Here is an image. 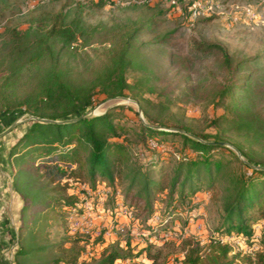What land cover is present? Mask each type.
Listing matches in <instances>:
<instances>
[{
	"label": "rangeland",
	"instance_id": "374dc122",
	"mask_svg": "<svg viewBox=\"0 0 264 264\" xmlns=\"http://www.w3.org/2000/svg\"><path fill=\"white\" fill-rule=\"evenodd\" d=\"M11 2L9 11L0 17V132L17 120L21 122L0 136L12 141L7 150L8 158L9 148L26 130L35 106L48 110L46 112H61L71 108L76 97L89 93L91 106L87 112L90 115L108 114L116 133L112 135L106 130L102 133L108 140L125 145L127 164L142 163L158 154L165 157L160 164L165 186L173 175L178 157L193 152L183 144L180 136L155 134L162 139L157 142L150 137L151 133L142 130L144 123L164 131L186 128L188 133L204 135L209 140L217 138L231 146L237 144L250 158L264 163V0H214L212 11L194 15L187 4L181 3L176 8L164 0ZM59 11L66 20L79 17L87 28L85 34L62 50H59L61 45H54L52 57L44 53L38 61L27 64L14 79L7 81L3 74L6 61L2 49L9 31L16 30L32 39V33L41 34L49 25L51 16ZM126 34L134 36L130 44L135 50L136 63L124 71V96L108 97V91L114 90L112 54L119 50ZM198 42L222 46L232 58V70L223 66L216 49L197 48ZM55 75L69 90L70 96H60L52 102L44 95L49 86L57 84ZM151 140L159 147H151ZM211 154L214 160L229 158L228 151L221 148L212 150ZM11 162L13 168L30 166L33 170L27 169L28 173L44 175V163L40 164V161ZM38 162L39 165L35 166ZM226 172L248 171L238 162L227 164L213 181L212 188L208 182L203 185V189L210 188L209 192L202 190L197 194V199L203 198V202L189 214V220L192 214L194 220L188 221L185 232L167 238L157 236L152 253L161 249L166 255V264H180L186 238L194 236L201 244L210 240L211 229L220 218L219 198L226 185L223 177ZM151 176L157 179L159 175L152 173ZM67 183L69 192L82 198L83 210L90 212L94 222L92 231H73L68 218H51L42 228V243L57 245L34 259L21 260L22 264H69L66 259L76 253L81 255L76 264L96 262L118 237L115 233L105 235L113 223L104 207L114 205L116 196L120 203L124 200L138 206L137 213L133 214V217L138 215V220H145L149 212L143 203L134 199V193L126 195L128 180L121 182L117 179L110 187L100 181L96 191L85 180L75 183L68 179ZM95 192L99 197L94 195ZM169 201L165 188L156 195L153 205L160 211ZM261 213L264 215V207ZM121 221L124 217L118 216L117 224ZM180 223L183 225L182 220ZM263 224L264 219L254 228L258 231ZM101 232H104L103 242L86 243L85 240L101 238ZM120 234L124 246L140 250L133 245L134 237L126 227ZM75 237L85 239L79 241ZM229 243L235 254L233 264H257L261 261L259 256H264L263 242L250 244L230 237ZM56 258L60 259L53 262ZM1 260L0 264H12L7 258ZM149 263L150 259L142 254L115 264ZM203 264H212L208 256Z\"/></svg>",
	"mask_w": 264,
	"mask_h": 264
},
{
	"label": "trees",
	"instance_id": "16d2710c",
	"mask_svg": "<svg viewBox=\"0 0 264 264\" xmlns=\"http://www.w3.org/2000/svg\"><path fill=\"white\" fill-rule=\"evenodd\" d=\"M11 6V0H0V17L9 11ZM86 29L79 17L66 20L62 11H59L51 16L49 25L44 27L41 34L32 33V39L21 32L10 30L2 49L6 61L3 74L7 76V81L14 79L15 75L27 64L38 61L44 53L52 57L54 45H61L59 50L70 46L79 36L85 34ZM132 38L134 36L126 34L119 50L112 54L114 90L108 91V97L124 96V71L136 63L134 62L135 50L130 44ZM196 47L216 49L220 54L223 66L229 71L232 70V58L219 44L198 42ZM54 77L57 84L49 86L44 95L52 102L58 100L57 97L70 96L69 90L57 80L58 76ZM90 106L91 96L89 93L76 97L73 106L61 112L55 110L46 112L48 110L35 106L31 116L40 119L68 121L42 122L31 118L26 130L9 148V158L15 160L16 163L20 164L23 160L30 159L40 161V164L44 163L42 166L44 175L35 176L36 174L28 173L27 169L31 171L33 169L30 166L21 165L13 168L11 172L13 186L22 201L12 264H22L21 260L34 259L46 254L57 245L42 243L44 241L41 237L42 228L46 225L47 220L60 216L66 219L71 215H82L85 212L82 207V198L69 192L68 179H72L75 183L85 180L95 191L97 183L100 181L110 187L117 179H120L121 182L128 180L126 195L134 193V199L149 209L145 220H138V215H135L132 220H138L140 226L149 228L151 235L155 236L153 242L134 251L132 246H124L121 234L117 233L118 237L112 247L93 264H115L117 261L133 260L142 254L150 259L149 264H166V255L162 254L161 249L152 253V245L156 242L157 236L163 238L164 233L177 234L180 232L182 234L185 232L189 214L198 209L197 204L203 202V198L197 199V194L202 190L209 192L210 188L203 189L205 182H208V186L212 188L217 175L231 162H238L248 172L224 173L226 185L222 188L219 198V222L211 229L210 240L206 244H201L200 240L194 236L183 240V256L180 264H203L207 256L212 264H233L235 254L231 244L223 241L226 238L235 237L250 244L264 243V224L258 231L254 228L255 224L262 223L264 219V215L260 214L264 207V163L256 162L250 158L245 150L237 144H233V147L239 151L241 158L231 147L214 143L222 141L217 138L209 140L204 135H195L205 141L201 142L184 133L157 130L144 124L142 130L151 133L150 137L157 142H161L162 139L155 134L180 136L183 144L193 152L178 157L173 175L170 177L168 185L165 186L164 179H162L163 172L160 170V164L163 163L165 157L158 154L149 157L142 163L127 164L128 152L125 145L121 142L108 140L102 133L105 130L112 135L116 133L108 119V114H87V108ZM184 131L188 130L185 128ZM217 148L227 150L229 158L214 160L211 152ZM25 153L27 156L24 155ZM61 163L66 166H61ZM38 165L39 162L35 163V166ZM152 173L158 174V178L152 177ZM40 177H43L44 180ZM165 188L168 189L170 201L159 211L153 202L156 195L164 191ZM94 195L98 196L96 192ZM120 204L126 206L132 216L138 211L137 205L130 202L128 204L124 200L120 203L119 197L116 196L114 205L104 207L110 222L113 223L112 227L117 226L116 212ZM155 214L158 215V220L151 225L149 219ZM197 214L199 215L201 212ZM106 227L109 228V226ZM102 236H104V232H101V238L85 241L87 244L95 245L103 242ZM75 239L80 241L85 237H75ZM213 248L214 251L210 252ZM133 251L134 254H132ZM80 256V253H76L67 258L66 262L76 264ZM59 259H53V262H57ZM259 260L261 261L257 264H264L263 255L259 256Z\"/></svg>",
	"mask_w": 264,
	"mask_h": 264
},
{
	"label": "built area",
	"instance_id": "2783aa9c",
	"mask_svg": "<svg viewBox=\"0 0 264 264\" xmlns=\"http://www.w3.org/2000/svg\"><path fill=\"white\" fill-rule=\"evenodd\" d=\"M168 5L179 8L181 3H185L188 5V9L194 15L200 13L201 11H212L214 7V0H164ZM37 3V2H35ZM34 3V4H35ZM33 5V4H32ZM1 29V26H0ZM151 147L158 148L159 146L153 140L149 142ZM87 207V206H86ZM89 209V207H88ZM117 216H123L124 221L119 222L116 227H110L105 231L106 236L113 235L114 233H121L124 231L126 227L129 231V234L134 237L133 245L137 246L138 248H143L147 244L153 242L155 236L151 235L150 230L148 227L140 226L138 220H132L133 216L130 210L123 206L122 204L119 205L118 211L116 212ZM194 215L192 214V218H190V222L194 220ZM70 220V228L73 231H78L81 233H89L92 231L94 226L93 218L88 210H86L81 216L80 215H71L68 217ZM158 220V215L155 214L153 217L149 219V223L152 225ZM201 225V224H197ZM171 237L172 233H164L163 237ZM223 241L230 242V238H226Z\"/></svg>",
	"mask_w": 264,
	"mask_h": 264
},
{
	"label": "crops",
	"instance_id": "0c3cea01",
	"mask_svg": "<svg viewBox=\"0 0 264 264\" xmlns=\"http://www.w3.org/2000/svg\"><path fill=\"white\" fill-rule=\"evenodd\" d=\"M11 142L0 138V261L7 258L12 263L22 201L12 183L13 163L7 155Z\"/></svg>",
	"mask_w": 264,
	"mask_h": 264
},
{
	"label": "water",
	"instance_id": "95a60500",
	"mask_svg": "<svg viewBox=\"0 0 264 264\" xmlns=\"http://www.w3.org/2000/svg\"><path fill=\"white\" fill-rule=\"evenodd\" d=\"M123 99H125V100H130V99L125 98V97H123ZM138 111H140V108H139V107H138ZM87 114H90V112H88ZM30 118L38 119V120H40V121H42V122H55V123H61V122H66V121H68V120L40 119V118H37V117H34V116H30ZM19 122H21V121L17 120V121H15V122H13L9 127H7L5 130H3L2 132H0V136L6 134L7 132H9V131H10V130H11L16 124H18ZM144 124H145V125H148V124H146V123H144ZM152 127H153V128H158V126H152ZM173 130H174V131H177V132H181V133L187 134V135H189V136H192L193 138H195V139H197V140H199V141H201V142H205V141H203L202 139H200L199 137H197V136H195V135H193V134H191V133L185 132L184 130H181V129H173ZM206 143H212V142H206ZM214 143L219 144V145H226V146L231 147L232 149L235 150V152L237 153V155L241 158V154L239 153V151H238L236 148H234L233 146H231L230 144H228V143H226V142H224V141H218V142H214ZM263 168H264V167H263Z\"/></svg>",
	"mask_w": 264,
	"mask_h": 264
}]
</instances>
